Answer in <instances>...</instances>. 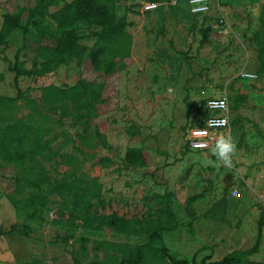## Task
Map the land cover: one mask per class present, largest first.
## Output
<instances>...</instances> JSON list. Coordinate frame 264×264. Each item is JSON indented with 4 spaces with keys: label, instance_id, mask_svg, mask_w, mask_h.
Instances as JSON below:
<instances>
[{
    "label": "rangeland",
    "instance_id": "1",
    "mask_svg": "<svg viewBox=\"0 0 264 264\" xmlns=\"http://www.w3.org/2000/svg\"><path fill=\"white\" fill-rule=\"evenodd\" d=\"M145 2L158 6L145 11ZM33 3L0 0V26L6 12ZM62 3L49 8L45 25L54 28L49 13ZM208 3L206 13L193 14L188 0H119L116 14L129 21L131 54L105 81L96 120L105 125L108 146L97 147L93 158L85 159L76 143L66 142L64 136L75 138V133L60 109L42 108L37 114L34 103L44 85L70 86L80 78L98 79L96 73L73 60L44 76L19 77L23 95L0 106L1 120L30 116L43 124L44 139L54 150L75 157L72 164L60 156L42 160L49 179H60L70 167L79 166L85 180L101 185L103 203L91 210L143 219L147 229L124 236L98 223L84 227L81 219L61 212V198L46 190L41 194L48 200L34 211L26 201L39 191L22 181L37 180L38 170L0 163V264H118L121 254L106 242L131 249L148 243L143 264H171L167 255L210 264L229 253L245 264H264V226L258 237L264 216V77L257 72V53L249 43L264 0ZM206 27L210 30L203 40ZM87 33L80 26L79 42L91 46L94 38ZM22 43V30L15 29L0 46V95L16 96L8 65ZM35 48L28 40L19 52L26 68ZM244 72L256 77L245 78ZM223 94L230 104V125L209 130L204 99ZM128 147L141 148L147 165L126 167ZM164 194L176 220L171 229L159 230L162 243L149 241ZM10 197L19 201L16 207ZM21 229L25 235L17 232ZM163 245L165 257L160 253Z\"/></svg>",
    "mask_w": 264,
    "mask_h": 264
},
{
    "label": "trees",
    "instance_id": "2",
    "mask_svg": "<svg viewBox=\"0 0 264 264\" xmlns=\"http://www.w3.org/2000/svg\"><path fill=\"white\" fill-rule=\"evenodd\" d=\"M63 2L55 11L49 13L54 28L45 25L44 21L51 6ZM119 0H34L30 7L18 6L14 11L3 15L0 26V46H5L8 36L15 30H22L23 43L15 53L13 63L8 68L14 73L13 85L16 89L15 97L0 95L2 104L16 103L23 91L19 86V77L28 75L32 77L44 76L60 65H67L75 60L78 65L91 68L98 79H78L73 85L59 87L54 84L40 87L39 101H35L34 110L40 114L42 108L60 109L61 116L70 122L74 130L75 138L65 135L66 142L76 143L75 149L83 154L85 159L93 158L97 147L108 146L104 133L103 122L98 123L100 106L103 102L101 95L105 81L116 69L125 66L126 60L131 54L132 35L126 30L129 21L125 16H117L116 10ZM23 14L25 18L23 19ZM204 17L203 21L204 22ZM258 28L249 38L250 45L257 55V72L264 77V4L261 5L258 15ZM88 29V35L94 38L91 46L79 42V28ZM209 27L202 30V39L206 40ZM36 44L31 67L26 68L19 52L27 41ZM5 58V57H4ZM2 79V74H0ZM206 114L205 118L207 117ZM0 117V163L11 164L21 170H38L37 180L23 179V185H29L39 191L26 202L38 210L48 198L41 192L46 190L48 194H56L61 198L59 209L67 210L72 219H81L84 227H90L93 223L106 225L116 233L128 236L142 234L146 228L143 219H131L112 214H101L91 208L102 204L101 185L95 179H84L79 166L74 165L67 170L60 179L50 180L42 160H56L60 156L65 163L72 164L73 154H59L54 150L44 134L47 132L42 123L32 117L21 116L12 122L4 123ZM205 120V119H204ZM61 121V120H60ZM59 121V122H60ZM61 121L60 123H62ZM124 164L126 167H144L147 160L139 147H128L125 151ZM165 200L159 207L157 216L152 219L155 228L148 231L149 241L160 240L159 230H169V224L175 222V216L168 205V194H164ZM9 200L15 207L18 200L10 197ZM163 212V214H161ZM163 215H165L164 218ZM264 226V216L258 222V237ZM25 235V230H17ZM87 238L83 237V242ZM111 250L121 254L118 264H143L144 250L148 243L139 244L133 249L129 245L113 244L106 242ZM163 257L167 251L160 248ZM171 264H193L186 259L177 260L169 256ZM210 264H245L241 257L234 253L227 254L223 259ZM246 264H251L247 261Z\"/></svg>",
    "mask_w": 264,
    "mask_h": 264
},
{
    "label": "built area",
    "instance_id": "3",
    "mask_svg": "<svg viewBox=\"0 0 264 264\" xmlns=\"http://www.w3.org/2000/svg\"><path fill=\"white\" fill-rule=\"evenodd\" d=\"M176 4V1L173 2ZM190 11L193 14L206 13L208 10V0H188ZM158 4L155 2H145L142 9L150 11L157 8ZM243 77L255 78L256 75L251 72H244ZM204 107L209 111L204 120L207 129L212 131L226 130L230 125V109L226 94L220 96H208L204 99Z\"/></svg>",
    "mask_w": 264,
    "mask_h": 264
},
{
    "label": "crops",
    "instance_id": "4",
    "mask_svg": "<svg viewBox=\"0 0 264 264\" xmlns=\"http://www.w3.org/2000/svg\"><path fill=\"white\" fill-rule=\"evenodd\" d=\"M210 96H212V95H210ZM229 102V101H228ZM229 109H230V104H229Z\"/></svg>",
    "mask_w": 264,
    "mask_h": 264
}]
</instances>
